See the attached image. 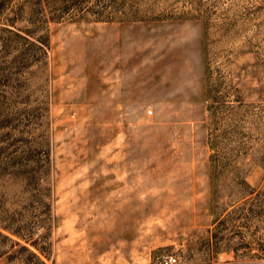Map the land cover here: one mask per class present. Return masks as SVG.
Segmentation results:
<instances>
[{"label": "rangeland", "instance_id": "obj_1", "mask_svg": "<svg viewBox=\"0 0 264 264\" xmlns=\"http://www.w3.org/2000/svg\"><path fill=\"white\" fill-rule=\"evenodd\" d=\"M0 264H264V0H0Z\"/></svg>", "mask_w": 264, "mask_h": 264}, {"label": "built area", "instance_id": "obj_2", "mask_svg": "<svg viewBox=\"0 0 264 264\" xmlns=\"http://www.w3.org/2000/svg\"><path fill=\"white\" fill-rule=\"evenodd\" d=\"M164 261H165V263H168V262H171L172 259L171 258H168V259L166 258Z\"/></svg>", "mask_w": 264, "mask_h": 264}]
</instances>
